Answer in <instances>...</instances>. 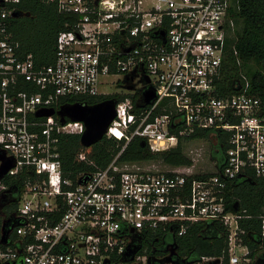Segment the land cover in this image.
I'll return each instance as SVG.
<instances>
[{"label":"built area","instance_id":"built-area-1","mask_svg":"<svg viewBox=\"0 0 264 264\" xmlns=\"http://www.w3.org/2000/svg\"><path fill=\"white\" fill-rule=\"evenodd\" d=\"M21 1L0 0V151L13 162L0 178V264H177L140 252L142 239L183 236L198 221L217 220L231 232L230 264H242L234 252L240 215L227 209V193L237 179L264 177V97L249 81L221 94L236 0H48L77 16L57 34L50 64L24 54L10 29ZM105 75H125L128 86L140 77L141 104L137 110L135 86L117 100L105 136L124 140L123 148L74 179L65 175L61 144L86 125L57 112L65 98L110 94L101 91ZM151 86L157 97L147 104ZM200 131L209 136L188 144L226 143L204 171L120 158L134 137L164 151Z\"/></svg>","mask_w":264,"mask_h":264},{"label":"trees","instance_id":"trees-1","mask_svg":"<svg viewBox=\"0 0 264 264\" xmlns=\"http://www.w3.org/2000/svg\"><path fill=\"white\" fill-rule=\"evenodd\" d=\"M236 30L228 39L220 79L221 94L237 92L239 85L250 82V91L264 97V0H236L233 9ZM77 16L59 10L56 1L22 0L18 5V16L12 18L11 31L20 42L24 54H32L39 64H50L55 58L57 34L67 29V23ZM126 95L100 94L90 97L65 98L69 101L96 104L105 99L121 100ZM137 110L141 92L131 95ZM67 101V102H66ZM197 136H209L200 131L169 150L153 151L142 137H134L121 155L123 161H161L168 165L192 164L193 160L185 152L184 144ZM124 140L116 137H103L91 146L81 143L79 134L64 136L61 150L65 175L76 178L80 171H93L107 165L123 148ZM226 143L222 148L212 147V157L219 161L223 157ZM84 152L85 159L79 154ZM196 176H200L199 174ZM13 186V181L11 182ZM227 209L237 213L240 243L248 247L245 257L258 264L256 259L264 254V177L254 175L233 181L227 193ZM3 218L0 216V245ZM230 229L222 221H198L183 236H169L157 240L143 238L140 252L166 257L173 251V259L200 264L202 257H212L220 264H230ZM204 263H211L210 261Z\"/></svg>","mask_w":264,"mask_h":264},{"label":"water","instance_id":"water-1","mask_svg":"<svg viewBox=\"0 0 264 264\" xmlns=\"http://www.w3.org/2000/svg\"><path fill=\"white\" fill-rule=\"evenodd\" d=\"M129 89H134L133 85L128 86ZM144 100L147 104L153 103L156 99V91L154 87H149L143 91ZM117 100L115 98L105 99L96 104H88L83 102L67 103L62 105L61 109L57 112L62 121L65 122L66 117L72 120H82L85 122L86 130L81 136V143L84 146H91L103 139L112 121L117 115ZM56 111L54 109L48 111H40L38 115H52ZM0 178L8 172L12 167V160L8 159L5 153L0 151ZM87 179V177H86ZM85 179V180H86ZM8 230L3 229L2 242L7 243ZM173 253L163 258L161 263L173 261ZM177 264H185L184 261L175 260ZM220 260L213 261L212 264H219Z\"/></svg>","mask_w":264,"mask_h":264},{"label":"rangeland","instance_id":"rangeland-1","mask_svg":"<svg viewBox=\"0 0 264 264\" xmlns=\"http://www.w3.org/2000/svg\"><path fill=\"white\" fill-rule=\"evenodd\" d=\"M102 84L101 91L108 92L113 95H124L133 93L131 89H129L128 81L126 80L125 75H109V76H102ZM135 88L140 91L144 88V82L141 80L140 77H136L133 82ZM171 98H165L163 100V104H166L167 107H170ZM213 142L208 141H194L189 144H184L185 152L188 154L189 157L193 159V163L196 164V169L204 171L209 169L211 163L209 162V158L212 156V147L216 148L215 145L212 144ZM193 150V151H192ZM199 152L200 155L197 153ZM147 164L153 165L161 170H167L170 168L169 165L161 162V161H150ZM8 208H11L10 206ZM247 248L242 245L241 243H236L234 246V252L240 257V263L244 261V254L246 253ZM168 256V255H167ZM264 257V254H263ZM264 263V262H263ZM202 264H211V263H202Z\"/></svg>","mask_w":264,"mask_h":264},{"label":"crops","instance_id":"crops-1","mask_svg":"<svg viewBox=\"0 0 264 264\" xmlns=\"http://www.w3.org/2000/svg\"><path fill=\"white\" fill-rule=\"evenodd\" d=\"M257 263L258 264H264V257H263V254H261L260 256L257 257L256 259Z\"/></svg>","mask_w":264,"mask_h":264},{"label":"flooded vegetation","instance_id":"flooded-vegetation-1","mask_svg":"<svg viewBox=\"0 0 264 264\" xmlns=\"http://www.w3.org/2000/svg\"><path fill=\"white\" fill-rule=\"evenodd\" d=\"M168 254H169V253H168ZM168 254H167V255H168Z\"/></svg>","mask_w":264,"mask_h":264}]
</instances>
